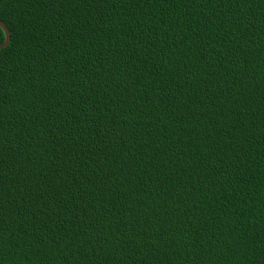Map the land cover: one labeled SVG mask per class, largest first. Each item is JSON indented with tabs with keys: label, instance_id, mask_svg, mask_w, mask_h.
Listing matches in <instances>:
<instances>
[{
	"label": "trees",
	"instance_id": "obj_1",
	"mask_svg": "<svg viewBox=\"0 0 264 264\" xmlns=\"http://www.w3.org/2000/svg\"><path fill=\"white\" fill-rule=\"evenodd\" d=\"M0 19V264H264V0Z\"/></svg>",
	"mask_w": 264,
	"mask_h": 264
},
{
	"label": "water",
	"instance_id": "obj_2",
	"mask_svg": "<svg viewBox=\"0 0 264 264\" xmlns=\"http://www.w3.org/2000/svg\"><path fill=\"white\" fill-rule=\"evenodd\" d=\"M0 28L4 33V40L0 43V49H2L9 44L11 40V35H10V31L8 30L7 26L1 19H0Z\"/></svg>",
	"mask_w": 264,
	"mask_h": 264
}]
</instances>
